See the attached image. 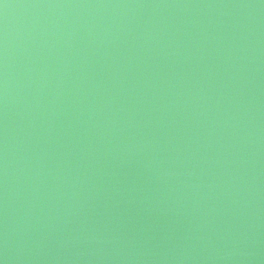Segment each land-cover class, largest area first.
<instances>
[{"label":"water","instance_id":"1","mask_svg":"<svg viewBox=\"0 0 264 264\" xmlns=\"http://www.w3.org/2000/svg\"><path fill=\"white\" fill-rule=\"evenodd\" d=\"M4 264H264V0H0Z\"/></svg>","mask_w":264,"mask_h":264},{"label":"clouds","instance_id":"2","mask_svg":"<svg viewBox=\"0 0 264 264\" xmlns=\"http://www.w3.org/2000/svg\"><path fill=\"white\" fill-rule=\"evenodd\" d=\"M0 264H4L3 260H0Z\"/></svg>","mask_w":264,"mask_h":264}]
</instances>
